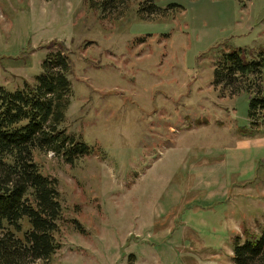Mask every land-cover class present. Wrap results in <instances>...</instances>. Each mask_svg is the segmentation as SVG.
Returning a JSON list of instances; mask_svg holds the SVG:
<instances>
[{"label":"rangeland","instance_id":"1","mask_svg":"<svg viewBox=\"0 0 264 264\" xmlns=\"http://www.w3.org/2000/svg\"><path fill=\"white\" fill-rule=\"evenodd\" d=\"M138 1L104 17L87 0H0V84L33 81L61 42L65 125L93 146L72 163L33 151L63 218L61 246L32 264H232L235 233L264 223V125L245 133L248 93L211 83L220 48L264 44V0H155L146 18Z\"/></svg>","mask_w":264,"mask_h":264},{"label":"trees","instance_id":"2","mask_svg":"<svg viewBox=\"0 0 264 264\" xmlns=\"http://www.w3.org/2000/svg\"><path fill=\"white\" fill-rule=\"evenodd\" d=\"M87 2L105 17L123 14L129 0ZM163 9L155 0H139L137 13L146 18ZM47 48L33 81L23 79L13 88L0 84V264L47 260L62 244L56 236L63 218L57 179L41 170L33 151H52L68 163L93 151L65 125L72 94L69 53L56 40ZM216 57L211 83L222 93H248L244 127L254 135L264 125V44L229 45ZM231 247L232 264H264V223L258 232L245 226L235 233Z\"/></svg>","mask_w":264,"mask_h":264}]
</instances>
